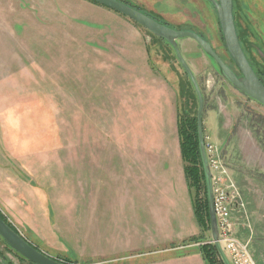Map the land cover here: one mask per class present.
<instances>
[{"label": "rangeland", "instance_id": "374dc122", "mask_svg": "<svg viewBox=\"0 0 264 264\" xmlns=\"http://www.w3.org/2000/svg\"><path fill=\"white\" fill-rule=\"evenodd\" d=\"M126 1L146 11V0ZM177 1L181 14L163 16L165 21L176 25L175 30L202 35L240 74L225 47L213 7L205 0ZM234 2L246 55L264 79V0ZM103 12L114 14L87 0H52L37 10L0 0V146L38 161L32 184L48 189L57 213L69 220L72 234L63 232V237L70 248L80 247L74 229L84 213L139 212L142 207L145 211L146 204L135 205L132 198L144 195L146 180H161L163 185L166 179L176 178L177 185L185 184L177 120L192 121L198 113L196 94L172 47L122 16L135 28L120 23L101 31L93 22L111 20ZM112 35L133 41L126 54L146 50L147 42L152 61L166 80L172 109L157 108L148 100L146 106V73L135 74L122 66L126 60L122 45L102 40ZM179 45L205 98V143L217 152L244 203L233 213V234L249 245L257 264H264V107L226 82L194 40L182 39ZM204 186L202 182L201 190H189L192 203L194 197L205 199ZM178 206L187 211L181 201ZM165 208L169 210L170 204ZM174 212L177 215L178 209ZM174 222L182 236L189 233L182 229L187 226L185 216L175 217ZM175 228L156 236L146 233L135 241L168 242L177 235ZM210 234L198 226L196 235L169 248L177 255L196 253L203 258L202 247L212 244ZM194 237L202 238L190 241ZM0 241V258L7 264H22L1 237ZM54 259L63 264H94L63 256Z\"/></svg>", "mask_w": 264, "mask_h": 264}, {"label": "crops", "instance_id": "0c3cea01", "mask_svg": "<svg viewBox=\"0 0 264 264\" xmlns=\"http://www.w3.org/2000/svg\"><path fill=\"white\" fill-rule=\"evenodd\" d=\"M48 1L52 0H9V3L13 7L17 5L24 9L31 7L37 10L40 6L49 3ZM178 4L177 0H146L145 12L167 23L170 27H177L165 21L166 17L163 16L174 18L180 15L182 10ZM103 14L111 20L93 22L100 25V27L96 25L95 27H99L101 31L105 28L118 27L120 23L126 27L133 26L127 20H121L120 15L115 12L114 14L103 12ZM160 16H162V20L159 18ZM81 21L83 20L81 19ZM102 40H108V45H122L123 50H121L126 56L122 66H125L127 70L130 69L135 74H138L140 70L146 73V106H148V102H151L157 108L172 109L173 104L168 97L166 80L162 76L163 73L159 65L157 66L152 61V54L147 42L146 50H140L135 55L125 53L128 51L125 50L126 47L132 45L133 42L128 37L112 35L108 39L106 37ZM110 59L116 60V57ZM159 152L162 155L163 150L161 149ZM166 154L168 155V150ZM37 166V160H33L31 157H22L17 150L9 146H0V211L21 235L26 237L31 244L38 246L41 251L48 252L52 258L63 256L79 263L92 261L94 264H206L199 254L177 255L174 253L175 249L169 248V245L179 244L198 232V225L194 219L193 209H191L192 201L186 179L184 185L180 182L177 185L176 178L169 181L166 179L163 185L159 182L161 180H146V188L142 189L144 195L132 198L135 205H138L140 201L144 205L146 204L145 211L142 207L140 208L142 211L139 210V212L96 210L90 213L91 216H86L84 213L83 217L79 218L77 229H74L75 232L77 231V236L80 237V247L70 248L63 237V232L69 233V237L72 234L69 220L65 218L64 214L57 213L48 189L36 188L32 184V182L34 184L36 182L33 172ZM166 173L167 171H165V178L167 177ZM107 200L109 198H106ZM177 201L186 205L185 213L180 206L177 207ZM167 204L171 206L169 210L165 208ZM177 209L178 213L174 215L176 212L173 213V211ZM183 216L187 219V226L183 225L182 229L189 233L182 236L181 228L179 226L177 229L175 228L174 219L175 217L183 219ZM171 227L175 228L177 235L168 242L135 241L136 237H145L146 233L156 236ZM107 248H111V250ZM0 264H7V262L0 258Z\"/></svg>", "mask_w": 264, "mask_h": 264}, {"label": "water", "instance_id": "95a60500", "mask_svg": "<svg viewBox=\"0 0 264 264\" xmlns=\"http://www.w3.org/2000/svg\"><path fill=\"white\" fill-rule=\"evenodd\" d=\"M96 2L126 18L138 24L144 28L148 33L155 36L158 39L166 42L170 47H172L175 56L178 60V64L182 67L184 73L189 78L194 92L197 97L198 103V113H197V125H198V138L199 146L201 152V159L203 164V170L206 179V186L208 192V202H209V215H210V235L214 246L217 248L221 261L224 264H231L228 257L226 256L223 246L220 243V232L218 221L215 213L214 207V191L212 181V172L210 169L208 156L206 152L205 144V130L203 115L205 110V98L201 90L200 84L193 73L192 69L185 60L179 41L182 39H192L194 40L200 48L208 55L219 72L221 73L223 79L228 82L233 88L238 90L241 94L247 98L258 103L264 107V84L259 79L257 74L250 64L238 37L236 29V21L234 18V0H207L215 9L218 20L220 23V28L222 36L224 37L225 47L234 61L239 73L237 74L232 70L216 53L213 49L212 44L202 38L200 35L183 30H175L170 26L156 21L155 19L149 17L148 15L118 1V0H90ZM0 237L7 243V245L16 252L23 259L33 263V264H63L55 260L54 258L48 256L42 251L36 249L29 241H27L20 233L13 230L1 217H0Z\"/></svg>", "mask_w": 264, "mask_h": 264}, {"label": "trees", "instance_id": "16d2710c", "mask_svg": "<svg viewBox=\"0 0 264 264\" xmlns=\"http://www.w3.org/2000/svg\"><path fill=\"white\" fill-rule=\"evenodd\" d=\"M87 1H90V0H87ZM118 1L124 3V4L128 5V6H130V7L134 8V9H136V10H138V11H140V12L146 14V15H148L149 17L155 19L156 21H158L160 23H163V24L169 26L167 23H164V22L156 19L155 17L147 14L144 10H142L139 6H137L135 4H132V3L128 2V1H126V0H118ZM205 1L207 3H209L207 0H205ZM90 2L93 3V4H95V5H98L100 7H104V6H102V5H100V4L96 3V2H93V1H90ZM104 8H106V7H104ZM106 9H108V8H106ZM108 10H110V9H108ZM110 11H112V10H110ZM120 16H122V15H120ZM122 17H124V16H122ZM234 18H235V21H236L235 13H234ZM235 23H236L237 33H238L237 35H238L239 40H240V43L242 45L241 48H243L244 47L245 40H246V38L244 37L245 34L243 33L242 28L239 27L237 21ZM136 25L139 26L138 24H136ZM139 27H141V26H139ZM198 35H200V34H198ZM151 36H153V35H151ZM200 36L202 38H204L202 35H200ZM153 37L155 38V36H153ZM223 39H224V37H223ZM244 49L245 48H243V50ZM244 52H245V50H244ZM245 54H246V52H245ZM253 69H254V67H253ZM254 71H255V74H257V76L259 77V79L264 84V79L260 76V74H258L257 70L254 69ZM192 88H193V86H192ZM193 91H194V88H193ZM197 122H198L197 118H195L192 121L191 120L190 121H185L182 117H180V118L178 117V120H177V129L176 130H177V133H178L179 148H180L181 159H182V161L184 163V167H183L184 175H185L186 182H188L187 183L188 189L190 191L193 188H197L198 190H201V188H200L201 183L203 182L204 185H205L204 186L205 199L203 201H199L197 199V197L196 198L195 197L193 198V203H192L193 208L192 209H193V212H194V216H195L196 222H197V224H198V226L200 228H204L205 229V227H206L207 230L208 229L210 230V215H209L208 192H207V186H206V182H205L206 179H205L204 170L202 169L203 168V164H202V159H201V156L202 155H201L200 146H199L198 125H197ZM0 217L13 230H15L17 233H19L13 227V225L9 222V220L6 218V216H4L1 212H0ZM201 238L202 237H194L190 241H192V242L199 241ZM35 247H36V249L40 250L37 246H35ZM202 256H203L204 260L206 261V264H224L223 261H221V258L219 256L218 250L214 246V244L204 245L202 247ZM20 259L22 260V264H33V263H31V262L23 259L22 257H20Z\"/></svg>", "mask_w": 264, "mask_h": 264}, {"label": "built area", "instance_id": "2783aa9c", "mask_svg": "<svg viewBox=\"0 0 264 264\" xmlns=\"http://www.w3.org/2000/svg\"><path fill=\"white\" fill-rule=\"evenodd\" d=\"M147 40L150 41V37H147ZM206 152L212 172V181H214V207L219 226L220 243L224 252L231 264H257L249 250V245L239 241L233 234V213L235 210L243 209L244 206L240 193L229 179L214 148L206 145Z\"/></svg>", "mask_w": 264, "mask_h": 264}, {"label": "flooded vegetation", "instance_id": "af4514ba", "mask_svg": "<svg viewBox=\"0 0 264 264\" xmlns=\"http://www.w3.org/2000/svg\"><path fill=\"white\" fill-rule=\"evenodd\" d=\"M234 4H235V2H234ZM245 47H246V46H245V44H244V48H245ZM245 49H246V48H245ZM245 49H244V50H245ZM245 51H246V50H245Z\"/></svg>", "mask_w": 264, "mask_h": 264}]
</instances>
